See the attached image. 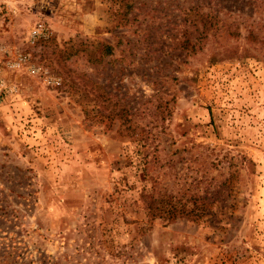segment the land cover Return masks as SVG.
I'll return each mask as SVG.
<instances>
[{
	"label": "rangeland",
	"instance_id": "rangeland-1",
	"mask_svg": "<svg viewBox=\"0 0 264 264\" xmlns=\"http://www.w3.org/2000/svg\"><path fill=\"white\" fill-rule=\"evenodd\" d=\"M132 1L3 4L0 264H264V0Z\"/></svg>",
	"mask_w": 264,
	"mask_h": 264
},
{
	"label": "built area",
	"instance_id": "built-area-1",
	"mask_svg": "<svg viewBox=\"0 0 264 264\" xmlns=\"http://www.w3.org/2000/svg\"><path fill=\"white\" fill-rule=\"evenodd\" d=\"M6 0H0V14L2 12V6L5 4ZM44 27L42 25H38L34 27L30 33V39L32 41H35L37 38H39L41 35L44 36ZM24 59V57H19V60ZM15 91V87L9 84L3 77V71L2 67L0 65V104L4 100V96L6 94Z\"/></svg>",
	"mask_w": 264,
	"mask_h": 264
},
{
	"label": "trees",
	"instance_id": "trees-1",
	"mask_svg": "<svg viewBox=\"0 0 264 264\" xmlns=\"http://www.w3.org/2000/svg\"><path fill=\"white\" fill-rule=\"evenodd\" d=\"M120 1V5H121V9L123 10V14L124 15H127L131 8H132V4H133V1L132 0H118ZM102 51L105 53V54H110L111 53V46L108 45V44H102Z\"/></svg>",
	"mask_w": 264,
	"mask_h": 264
}]
</instances>
